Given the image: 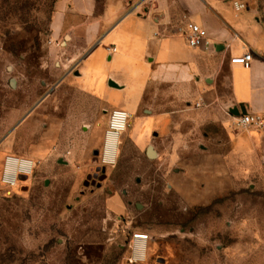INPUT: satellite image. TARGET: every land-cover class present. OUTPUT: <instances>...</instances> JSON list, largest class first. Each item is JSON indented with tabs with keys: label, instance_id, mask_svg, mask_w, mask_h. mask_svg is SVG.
Masks as SVG:
<instances>
[{
	"label": "rangeland",
	"instance_id": "374dc122",
	"mask_svg": "<svg viewBox=\"0 0 264 264\" xmlns=\"http://www.w3.org/2000/svg\"><path fill=\"white\" fill-rule=\"evenodd\" d=\"M237 1L264 30V0ZM70 2L0 0V264H130L138 234L142 264H264V161L223 175L230 99L194 104L199 117L185 106L183 168L124 148L102 180L105 152L87 150L83 128L110 107L64 82L70 39L54 35L65 15L84 17ZM9 158L33 163L27 180H3ZM196 165L214 166V183L193 181Z\"/></svg>",
	"mask_w": 264,
	"mask_h": 264
},
{
	"label": "crops",
	"instance_id": "0c3cea01",
	"mask_svg": "<svg viewBox=\"0 0 264 264\" xmlns=\"http://www.w3.org/2000/svg\"><path fill=\"white\" fill-rule=\"evenodd\" d=\"M235 2L240 1L71 0L84 17L65 15L55 22L54 35L60 37L66 30L70 39L64 55V82L72 81L110 107L83 128L87 150L106 153L97 167L102 180L119 160L118 154H107L113 111L128 116L126 130L115 138V152L126 148L183 168L185 106L195 109L194 104L216 97L230 99L229 108H243L263 121L261 127L237 132L236 119L223 121L231 146L223 157V175H231L236 161L240 176L247 178L248 170L264 161V30L248 12L237 11ZM189 23L207 31L209 46L190 47ZM249 51L254 55L250 69L232 62ZM226 70L221 84L229 88L228 97L219 92ZM202 115L214 119L204 110ZM213 168L196 165L193 181L214 183ZM108 206L114 213L126 212L116 197H110Z\"/></svg>",
	"mask_w": 264,
	"mask_h": 264
},
{
	"label": "built area",
	"instance_id": "2783aa9c",
	"mask_svg": "<svg viewBox=\"0 0 264 264\" xmlns=\"http://www.w3.org/2000/svg\"><path fill=\"white\" fill-rule=\"evenodd\" d=\"M235 7L237 11H244L246 9V5L243 4L241 1L235 2ZM187 38L188 43L192 48H199L203 45L209 46L207 31L197 24L189 23ZM253 60L254 55L251 51H249L241 57L233 58L232 62L234 64L242 65L246 69H250ZM198 106L200 107L201 105ZM235 119V125L238 129H247L251 126L261 127L263 125L262 119L257 115L245 114L240 117H236ZM127 120L128 116L126 113L121 111H114L110 116L109 120V136L117 138L121 132H124L127 128ZM104 159H106V153L104 155ZM18 160L19 159L13 158L8 159V170H6L3 176V180L5 182H15L20 177V175L28 176L32 173L33 163L31 161H27L24 159H21L20 161ZM12 164H14V166L17 168L14 172H10L9 170ZM148 240V235L140 236V234H138L135 236V242L132 245L129 258L130 264H140L145 262L147 258L146 252L148 248Z\"/></svg>",
	"mask_w": 264,
	"mask_h": 264
},
{
	"label": "water",
	"instance_id": "95a60500",
	"mask_svg": "<svg viewBox=\"0 0 264 264\" xmlns=\"http://www.w3.org/2000/svg\"><path fill=\"white\" fill-rule=\"evenodd\" d=\"M228 111L233 115V116H236V117H240V116H242V115H245V114H249V113H247V111L245 110V109H240V108H237V107H235V108H232V107H228ZM96 155H99V152H96ZM27 178H28V176H26V175H20V177H19V179L21 180V181H25V180H27Z\"/></svg>",
	"mask_w": 264,
	"mask_h": 264
},
{
	"label": "bare ground",
	"instance_id": "6f19581e",
	"mask_svg": "<svg viewBox=\"0 0 264 264\" xmlns=\"http://www.w3.org/2000/svg\"><path fill=\"white\" fill-rule=\"evenodd\" d=\"M108 143H109V148H108V152L107 154L111 157H114L116 155V152L113 150V146H114V143H115V138L113 136H109L108 138ZM20 161V160H18ZM11 167V166H10ZM14 169V168H13ZM142 236V235H140ZM147 253V252H146Z\"/></svg>",
	"mask_w": 264,
	"mask_h": 264
}]
</instances>
